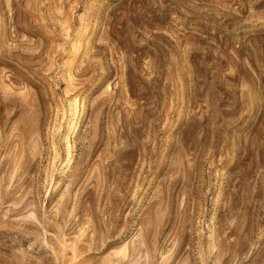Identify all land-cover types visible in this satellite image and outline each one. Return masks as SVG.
<instances>
[{"label": "rangeland", "instance_id": "obj_1", "mask_svg": "<svg viewBox=\"0 0 264 264\" xmlns=\"http://www.w3.org/2000/svg\"><path fill=\"white\" fill-rule=\"evenodd\" d=\"M0 264H264V0H0Z\"/></svg>", "mask_w": 264, "mask_h": 264}]
</instances>
